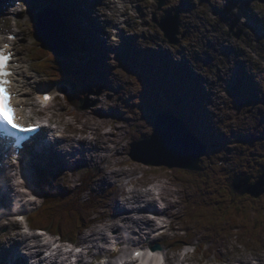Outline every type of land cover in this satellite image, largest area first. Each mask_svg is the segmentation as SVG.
<instances>
[{
	"label": "rangeland",
	"instance_id": "1",
	"mask_svg": "<svg viewBox=\"0 0 264 264\" xmlns=\"http://www.w3.org/2000/svg\"><path fill=\"white\" fill-rule=\"evenodd\" d=\"M50 1L56 2L57 0ZM147 1L150 3L151 1L154 2L153 0ZM192 1L193 0H170V9L177 10L178 4L190 5ZM203 2L204 8L202 9L201 5ZM65 4L68 5V3ZM195 4L197 6L192 8V18L190 20L187 18V21L191 22H188L187 25L191 27L190 29L195 33L188 36V41L181 46L182 51L185 52L184 59H181L177 63H174L173 60H165L163 63V60H161L163 63L161 67H155L153 64L144 63L141 73H138L135 70V66L132 64L133 57L137 56L141 49L147 50L150 47L157 48L152 42H149L150 40H148V37L147 41L143 42L139 40V46L137 45L138 42L132 43V40L129 41L131 44L122 47L115 65H111L109 60L107 63L102 61V58L95 59L94 55L97 56V52L99 51L98 48H94V46L83 47V53L87 55L91 54L93 57L92 60H90L89 56L85 59H81L79 55L71 60L72 64H66L65 66H68V72L75 73L79 78L83 79L84 86H91L92 88L105 87L106 90L103 91L100 96H90L91 100H96L98 102L94 107L96 109L91 111L87 110L88 112H86L80 109V105L79 107L78 105L75 107L72 103L68 106L69 102L67 100H59L55 103L51 112H47L46 115L51 118H53V116L55 117V115L61 116L64 107L65 110L68 107L69 110L77 114L80 113L79 117L84 124L85 120L82 116L83 113L88 123L104 124L96 127L89 125L90 127L96 128L100 132L113 131L114 134L108 143H110L109 146L111 147L114 145L115 150H112V155L107 156H113L115 154H117V156L103 163L106 173L110 172L109 175L106 176L101 171L102 167L97 169V167H91V163H89L88 166L86 163L82 164L96 171V178L94 180L96 182L92 186L96 198L93 199L92 203L96 205L99 210L98 213L94 214V218H96V220L100 218L95 226L85 231V238L98 228L101 236H105V232L113 236L111 233L113 231L105 228L103 226L105 222H102V217L107 219L108 215H110L107 207L114 204L113 198H116L118 201L114 204V206H116L119 202L121 203L126 199V195L132 194L134 190L147 194L149 190L140 188L143 182L148 183L147 186L150 188L154 187L153 192L159 193V182H165L166 186L169 188L171 200L177 205L181 202L178 206L179 211L178 208L175 210L177 213L179 212L177 218H181L175 222L172 231L170 232L169 230V234L167 233V235L160 238L162 243L169 245L171 241L178 239L188 241H193L195 239V241H202L201 244L207 243V247L202 253L196 256H189V259H196L197 264H233L235 260L248 259L251 254L260 255L258 258H264V229L260 230V227L264 226L262 223L264 220V196L257 200L253 197H249V192L238 195L240 192H238V194L233 193L231 187L235 178L247 175L254 177L253 174H258L257 169H260L261 165L263 167L261 168L260 175L252 186H257L264 181V102H247L248 97L238 94L239 90L234 93L237 88L229 86L228 84V82H231V85H233L236 61L247 62L250 66L252 63H256L255 75L258 78L262 76L264 78V42L260 43V49L258 51L249 50L247 56H241L240 54L242 53H237L241 44L234 43L235 39H233V43L223 42L230 49L225 53H219L216 50L219 51L221 47L216 44L220 34L212 32L213 29L218 31L225 28V30L236 36L239 30H246L250 35V40H254L255 32L251 31V27H246L247 29L242 28V24L238 21V18L230 8L249 7L255 25L263 28L264 0H196ZM81 5L84 6L82 10L79 9ZM230 5L232 6L230 7ZM79 6L78 9L80 11H93L90 5H84V0H81ZM135 6L140 7L141 12H143L142 2L140 0H134V3L130 4L131 8ZM146 6V18L145 20H140V25L145 23L147 27L143 32L134 28L133 32L126 34L127 37L134 36L137 40L140 34H146L149 35V37L154 36L159 40L158 43L170 52V47L172 46L164 42V40H161V31H159L160 36L156 35V33H158V27L151 22L152 18H154V13H152L150 5L147 4ZM227 6L228 8H226ZM156 7L158 8V6ZM224 11L232 15L231 18L233 21L231 24L227 23L228 16ZM33 15H36V13ZM98 15L99 12L97 8H95L92 25L89 28L90 32L92 30L100 32V26L97 21ZM139 17L140 13L138 12L133 18L137 20ZM157 17L160 18L158 15ZM208 17H211V21L209 22H207ZM80 18L82 19V17ZM181 19L183 21L182 16ZM252 19L250 23H252ZM27 20V23L25 24V22H23L22 26L25 30L24 40L17 43L16 46L22 57L26 59V63L32 64L30 57L38 56L34 51L37 47V42L33 33L30 31L32 22H34V17L30 15ZM95 20L98 23L97 25L94 23ZM244 23L247 24V22ZM13 24L14 22L12 20L10 24H7L6 15H1L0 32L10 30ZM197 25H203L204 27L196 28ZM185 30H187V28ZM135 31H138V33ZM227 31L225 32L227 33ZM201 35L206 38L207 44L204 43V46L196 47L195 45ZM128 50H134V53L128 54ZM142 52L143 51H141V53ZM198 58H201V60L198 61ZM227 58L231 60V65L227 66L222 63L223 60ZM194 59H196V63L193 61ZM207 59H217V61L213 63L214 66H211L209 70V76L204 72V62ZM188 60L191 62V65L188 64ZM183 64H187V67H184ZM174 65L179 66L183 73L177 72ZM57 66H60V64ZM131 66L133 67L130 69ZM229 67L233 70H229ZM196 72L200 75L199 78L201 80H205L206 85L202 82L196 83L194 78H191ZM225 73L228 74V79L230 80L227 81L225 85L230 87L229 93L216 92L214 96L209 95L210 91L214 89L213 86H216L215 89L217 91L218 88L220 91L223 89L224 80L222 83H219V76L225 75ZM37 78L40 80L38 76ZM41 83L49 86L57 82H52L46 77ZM259 85L262 90L261 98L264 99V85L258 81L257 86ZM206 87L209 93L205 95L204 92ZM248 87L256 86L251 85ZM31 88H33V84ZM200 91H203V98L197 96V94H201ZM89 93H86V96H88ZM158 93H160V96ZM223 96H227L228 98H223ZM134 97H136V99L133 101ZM241 98H243V100ZM76 101H78V99ZM151 102L154 104L161 103L164 110L172 111L177 117L183 118L187 122L189 129L196 133L202 141L209 144L207 156L204 157L205 159L202 162V166L204 167L203 172L198 173L187 170L169 169L162 166H144L131 159L130 153L132 143L141 137L148 138L153 133L154 127L152 122L144 119L142 116L144 111L143 107H147L146 104ZM224 102H226V104H224ZM219 106L226 108V113L220 116L222 123L214 120V115H211V113L216 112V108ZM195 116H197V118ZM53 119L58 122L60 121V118ZM62 119L63 124H61L63 129L65 127L63 126L64 124L76 126L70 123L69 118ZM110 125L112 126V130L108 131L107 129H109ZM75 129H82V126ZM89 136L90 133H85L84 138L87 140ZM88 140L94 141L93 139ZM104 141L105 140L101 139L100 135L99 142L105 144ZM60 149H63V147ZM86 150L90 152V154H88V158L90 159L93 151L91 148H87ZM105 153L106 152L102 153V155ZM65 155H67V160H71L70 152L65 153ZM82 157L86 161L87 157ZM120 158L124 160L123 166L116 169V171H108L109 164H115ZM53 160L59 162L57 154H55V158L52 159V161ZM65 168H67V166H65ZM98 173L99 175H97ZM123 173L126 174L123 175ZM49 175L51 177L50 183L46 184L44 193L42 194H47L50 188L48 193V196H50L49 199L53 194L57 197H61L59 189L63 187L67 190L62 197L65 198L67 203L73 201L75 197L74 192L77 191L80 186L77 178L80 175L71 178L72 170H70L69 177L61 176L60 171L56 169V167L49 172ZM98 176L101 177L99 178ZM117 176H119V184L113 183L116 180H113V182L109 184L111 179ZM33 181L36 182L37 179L34 178ZM127 183H130L132 186L134 185V188H126ZM138 183H140V185ZM113 184H118L119 186L117 188L109 186ZM106 187L107 189L105 190L104 188ZM101 190H105L103 194ZM9 194L8 192L6 195L8 196ZM62 197L59 201L53 202L52 204L48 202L44 208V212L39 215L45 216L46 213H58L61 202L63 201ZM34 198L37 202L28 208L29 212L36 210L39 205L43 206L44 204L41 194H38V197ZM85 198L87 197L85 196L84 199ZM153 198H155V196L152 195L140 198L134 206L137 205L138 208L141 206L144 207L147 204L146 202L152 201ZM83 200L79 202L82 203L84 202ZM13 204L14 202L12 205ZM100 204H106L107 207L102 206L100 208ZM158 204L164 209L167 208L161 202H158ZM4 209L7 210L6 207H4ZM117 210L120 209L116 207L114 213ZM39 215L33 213L30 217V221L33 222ZM14 217L13 221H9L0 216V234L13 231L12 229L15 228V226L10 224L15 223L14 220L16 217ZM130 217L136 220L142 218L136 217L133 214H131ZM165 217L168 219L167 216ZM8 218L10 217L8 216ZM219 226H221L220 230L218 228ZM23 227V225H20V229L14 231L16 235L14 239L16 238L17 241H21V234L25 233L22 232ZM129 230L130 229H126V232ZM250 232L252 234H250ZM129 234L134 235L136 238L142 236H145L143 239L148 238L144 233L136 235L132 231H129ZM31 235H37V233L31 232ZM147 235L152 237L151 234ZM215 238H218V240L214 246V250H211V248L208 250L215 242ZM52 240V236H46L44 241L47 242ZM103 243H106V239ZM195 244L197 245L198 242L196 241ZM95 246L99 247V243H96ZM129 247L135 248L136 246L130 245L128 248ZM216 247L223 248L219 253L221 260H217L216 257L212 255L217 253ZM99 250H101V247ZM165 251L166 253L168 252L167 250ZM191 251L194 252L193 249H191ZM44 256L46 257L47 255ZM180 260L181 259H179L178 262L177 259L176 264H179ZM1 263L2 259L0 260V264Z\"/></svg>",
	"mask_w": 264,
	"mask_h": 264
},
{
	"label": "bare ground",
	"instance_id": "2",
	"mask_svg": "<svg viewBox=\"0 0 264 264\" xmlns=\"http://www.w3.org/2000/svg\"><path fill=\"white\" fill-rule=\"evenodd\" d=\"M31 1H32L31 2L32 4L27 5L29 13H32L33 11L42 8L44 6V4H45V0H31ZM63 1H65V0H63ZM144 3L150 5L151 7H154V4H152V3L148 2V1H144ZM96 7H97V10L99 12L98 17H99L100 20H103V19L116 20L117 19V12H118L117 3L113 2V1H110V0H99V2L97 3ZM177 9L181 12V14L183 16H186V19L188 18L187 15L190 12V7H186L185 4H178L177 5ZM125 10L127 11V9H125ZM230 10L233 11L234 14H236L235 9L230 8ZM226 14L228 16L227 23L231 24V22L233 21V19L231 18L232 15L229 14L228 12H226ZM130 20H131V16H128L127 21H130ZM124 22H125L124 20H120L118 23L123 24ZM187 22H190V21H187ZM19 24H21V23H19ZM203 27H204L203 25H197L196 26V28H203ZM219 28H220V26H219ZM108 40L110 42H112V38L111 37H108ZM238 52L242 53L243 55L248 54V51L245 50L243 47H239L238 48ZM179 55L180 56H184L185 52L181 51ZM68 69H69L68 66H51V71H53L55 73H60V71H63L65 74H69V72H68L69 70ZM22 74H23V77H24V75H25L24 72H22ZM223 80H224L223 86H225L227 84V80L224 77L220 76L219 77V83H222ZM224 104H226V102H224ZM219 107H222V106H219ZM70 114L73 115L74 118L80 120V117H79L80 113L77 114L76 112H72L71 110H69L68 107L66 108V110L64 111V113L61 116L55 115V118H61V117H64L65 115H70ZM82 116H83V119L85 120V124L81 120L82 129H75L77 127H80L78 125L71 126L70 124H68L67 125L68 129L69 130H72V129L74 130L73 131V135H66V136H64V140L62 142H59V143L55 144L56 148H58L60 146H66L67 145L68 148H69L68 150H69V152L71 154V160H67V155L65 157L64 156H59L57 154V149H55V150L51 151V157L49 155H45V154L42 153L39 157L36 158L38 167L39 166H42V167L45 166V167H48L47 170H52L53 168L56 167V169H58L60 171V175L61 176L68 177V171L70 169H72L73 167L80 166L83 163H86L87 166H88L89 163H91L90 166L103 165V163L105 161L112 160L114 158V156H117V154H115L113 156L102 155V153L114 149V145H112V147H111V146H109L110 143H108L112 139V136H114L113 131H111V132H100L98 129L90 127L89 125H92V126L96 127L98 125L102 126L104 124H102V123L101 124L100 123L90 124V123H88L84 113H83ZM163 125H164V123H163ZM93 131H95V132H93ZM174 131L176 133H178L177 130H174ZM85 133H90V136L92 137V139L94 141H90L88 139L86 140V138H84ZM100 135H101V139L105 140L104 141L105 144H102V143L99 142ZM89 144H91V145H89ZM111 144H113V143H111ZM87 148H91L92 151H93L91 153L90 159L88 158V154H90V152H89V150H86ZM54 152H56L57 158L59 160V162L57 163V166H55L53 161H52V159L55 158ZM93 154H95L96 156L93 155ZM82 156L87 157L86 161L84 160V158ZM119 157H120V154H119ZM123 164H124V160H122L120 158L119 160H117L115 162V164H109L108 171H111L114 167L123 166ZM48 165H50L51 167H49ZM65 166H67V168H65ZM39 170H40V168H39ZM102 172L106 176L110 174V172L106 173L105 169H103ZM124 174H126V173H123V175ZM119 176H117V177H119ZM3 178L5 180L7 179V183L11 182V177L9 175L3 176ZM28 185L29 184L24 185V186L28 187ZM159 186H161L162 188L159 187ZM159 186H158L159 198L161 199V201L163 203H165V205H167L166 206L167 208H166V210H164V213H166V214L170 215L171 217H173L174 218L173 223H175L177 220H179L181 218V217L177 218L178 215H179V212L177 213L175 211L176 208H178V211H179V207L178 206L180 205L181 202L177 205L175 202H173L171 200V194H170L169 188L166 186L165 182H163V183L159 182ZM20 187L21 186H19V188ZM2 188H3L4 192L6 191V189L9 190L8 185L6 183L3 184ZM19 191L21 193L23 192L22 190H19ZM149 192L151 194H153L151 190ZM15 196L14 195L11 196L12 200H13V198ZM145 197H148V195H146V194H144L142 192H135V193H132L123 202H121V203L119 202V204L116 205V206H114V204L116 202H118V201L116 200V198H114L113 199L114 204L113 205L111 204L109 207H107L110 215H108V218L105 219V228H107L108 230H114L115 233H117V235H120L118 238L121 239L123 244H125V245L128 244V243H125L124 235L127 236V235H129V233H126V234H124V233L126 232V229H132L130 227V225L136 224L137 227H142V228H145V229L152 228L153 225H154V223L152 221L148 220L149 218H147V216H146L147 215V212H146L147 209L153 208V209L157 210V208L155 206V202H154L153 199L150 202H146L147 204L143 208L139 209V212L144 215L143 219L145 220V222L143 220L141 222H138L137 220L134 221L133 220L134 218L130 217L131 214H132L131 210H127L126 207L123 204V203H125L126 205L131 206V205L136 204L137 201L140 198H145ZM2 198H3V196H2ZM2 198H0V200ZM6 200H7V195L4 196V198L1 200V206H2V203L6 202ZM23 207H26V206H23ZM116 207L118 209H120V210H117L114 213ZM1 210L4 211L5 209L1 208ZM143 212H146V213H143ZM0 215H4V213L0 214ZM142 222H144V223L143 224H139V223H142ZM123 224H124V226H123ZM11 225L15 226V228L12 229L13 231H9V232H7L5 234H0V258L2 259V263L1 264H7L8 263V261H9L8 257L11 254L13 246L17 247L19 245L25 246V249L28 250L29 258L31 260L35 261L36 264H57V263H53V257H54L53 252L56 253V257L60 254V252L58 251V249L56 247H53L52 243H50V242L42 243V241H41V243L37 242L33 247H31L29 245H26L27 244V240L25 241L22 235H21V238H23L22 242L21 241H17L16 238L14 239V237H16V235L14 234V231H16V229L19 226L16 225V224H12V223H11ZM125 225L127 227H129V228H127ZM0 228H1V225H0ZM98 235H99L98 232H95V233H93L92 237H89L88 239H85V240L87 242H90V239L95 238ZM116 238L117 237L113 236V239H116ZM132 244H133V240H132ZM46 249L51 250L52 251V255L50 254L51 257L48 258L50 256L49 255L45 259L43 252ZM142 256H140V258ZM123 258H125V257H123ZM17 259H18L17 260L18 264H28L26 255H23V257L17 256ZM129 259L130 258H127L126 262H129ZM134 260H136V259H134ZM118 261H120V264H123L125 259H119L116 262H118ZM249 263H250V260H247V261H245L244 264H249ZM76 264H80V261H78ZM260 264H264V260L262 258H260Z\"/></svg>",
	"mask_w": 264,
	"mask_h": 264
},
{
	"label": "water",
	"instance_id": "3",
	"mask_svg": "<svg viewBox=\"0 0 264 264\" xmlns=\"http://www.w3.org/2000/svg\"><path fill=\"white\" fill-rule=\"evenodd\" d=\"M168 20L170 19L165 21ZM162 27L170 39L178 32L177 24L172 25L167 22ZM37 38L45 49L52 51L55 55H60L55 47L60 40L57 39L56 34L50 35L45 28H41ZM143 116L154 124L155 130L150 139L143 138L133 144L131 157L135 161L153 166H167L191 171L202 170L200 162L205 156L207 148L192 133L188 132L189 130L181 119L171 113H163L154 108L147 109ZM174 130H177L178 133ZM263 186L264 181L257 186L249 187V178H246L236 181L234 189L240 194L249 192L254 197H260L264 194Z\"/></svg>",
	"mask_w": 264,
	"mask_h": 264
},
{
	"label": "snow or ice",
	"instance_id": "4",
	"mask_svg": "<svg viewBox=\"0 0 264 264\" xmlns=\"http://www.w3.org/2000/svg\"><path fill=\"white\" fill-rule=\"evenodd\" d=\"M11 39V37H9ZM9 46L5 44L2 48H0V99L4 101L5 111H13L11 104L9 103L11 96L8 92L7 85L10 83L8 77L11 75V72L8 71L7 65L8 62L12 59V53L6 52ZM44 100H48L49 97H44ZM0 121H3L6 124H9L12 128L17 129L19 131H33V128H25L24 126L14 122L13 119H9L8 116L0 113ZM32 199H35L32 197ZM70 247V246H69ZM77 252L80 251L79 248L76 249ZM135 257H139L141 254L139 252L134 253Z\"/></svg>",
	"mask_w": 264,
	"mask_h": 264
},
{
	"label": "trees",
	"instance_id": "5",
	"mask_svg": "<svg viewBox=\"0 0 264 264\" xmlns=\"http://www.w3.org/2000/svg\"><path fill=\"white\" fill-rule=\"evenodd\" d=\"M84 212H85V210H84ZM68 218L69 217H67V220H66V222L64 224L59 222V229L57 230L58 233L62 232V231H65L67 229V228H65V226L72 225V223L70 222V218L69 219ZM85 218H86V216H85ZM262 223L264 224V221H262ZM263 229H264V226L260 227V230H263Z\"/></svg>",
	"mask_w": 264,
	"mask_h": 264
},
{
	"label": "clouds",
	"instance_id": "6",
	"mask_svg": "<svg viewBox=\"0 0 264 264\" xmlns=\"http://www.w3.org/2000/svg\"><path fill=\"white\" fill-rule=\"evenodd\" d=\"M113 38L115 39V37H113ZM88 139H92V137H91V136H89V137H88ZM162 206H163V205H162Z\"/></svg>",
	"mask_w": 264,
	"mask_h": 264
}]
</instances>
